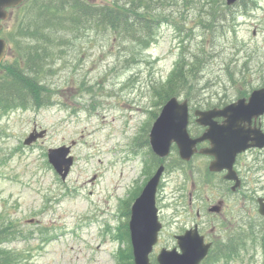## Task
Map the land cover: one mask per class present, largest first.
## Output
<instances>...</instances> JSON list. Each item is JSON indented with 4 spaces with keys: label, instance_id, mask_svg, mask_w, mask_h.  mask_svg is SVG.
<instances>
[{
    "label": "rangeland",
    "instance_id": "rangeland-1",
    "mask_svg": "<svg viewBox=\"0 0 264 264\" xmlns=\"http://www.w3.org/2000/svg\"><path fill=\"white\" fill-rule=\"evenodd\" d=\"M83 1L95 6L112 2ZM243 1L229 16L215 0H167L159 6L168 15L161 19L168 21L137 49L122 45L116 32L81 31L72 47L80 50L79 61L65 50L58 61L61 71L46 80L53 90L51 105L3 117L0 214L23 232L10 248L25 250L24 264L130 263L126 212L156 167L142 138H148L161 108L156 87L166 82L183 55L189 58L198 47L206 52L205 67L192 75L191 89L179 94L191 116L195 109L223 107L264 87V0ZM211 10L218 15L210 30ZM18 19L13 8L4 28L12 29ZM8 52L4 60L12 58ZM191 121L194 131V117ZM34 130L45 134L24 145ZM72 142L74 164L61 181L47 151ZM209 162L194 156L182 163L174 150L166 159L156 197L163 229L150 255L153 264L161 248L174 247V236L192 226L199 207L217 206L220 200L219 245L236 248L229 256L228 248L214 254L209 264H264V221L258 204L256 209V198L264 195V149L237 157L235 168L246 184L235 193L220 176L208 174ZM206 217L208 226L202 230L207 234L214 218Z\"/></svg>",
    "mask_w": 264,
    "mask_h": 264
},
{
    "label": "trees",
    "instance_id": "trees-1",
    "mask_svg": "<svg viewBox=\"0 0 264 264\" xmlns=\"http://www.w3.org/2000/svg\"><path fill=\"white\" fill-rule=\"evenodd\" d=\"M165 2L167 0H112L111 5L95 6L83 0H26L20 4L15 8L19 12L17 25L12 29L3 26L0 34L10 46L8 55L12 57L0 64V122L14 110H40L51 105L53 90L46 80L61 71L63 64L59 63L65 50L75 53L73 58L79 61L76 53L80 50L76 52L72 47L81 31L116 32V38L124 41L122 45L142 48L156 37L157 26L168 21L161 19L168 18L164 8L159 6ZM223 2L215 0L217 4ZM226 10L232 16L231 8L226 7ZM209 15L212 16L207 26L211 30L218 13L211 10ZM205 56L206 52L198 47L189 58L181 57L166 82L156 87L159 104L191 89L192 75L203 71ZM17 227L14 220L0 214V264H24L25 250L10 248L11 243L23 236ZM128 256L130 263L127 264H133L131 249ZM122 259L124 262V256Z\"/></svg>",
    "mask_w": 264,
    "mask_h": 264
},
{
    "label": "water",
    "instance_id": "water-1",
    "mask_svg": "<svg viewBox=\"0 0 264 264\" xmlns=\"http://www.w3.org/2000/svg\"><path fill=\"white\" fill-rule=\"evenodd\" d=\"M25 0H0V21L8 17V8H14ZM238 0H226L228 5ZM1 30V24H0ZM7 51V43L0 38V62ZM264 113V88L252 92L248 103L239 100L237 103L225 107L223 110L196 112L199 116L197 122L207 129L202 137L190 139L187 133L188 113L187 102L179 103L176 98H171L162 108L159 117L154 122L149 138L153 152L163 158L169 153L172 143H176L179 155L183 160H189L195 152L198 142L208 140L211 148L203 150L210 154L214 160L210 163V171L227 170L225 176L229 180H237L233 171V163L237 154L251 147H264V141L258 136L250 137L243 124L250 123L253 117ZM224 117L222 124L213 121L215 117ZM45 131L35 134V130L24 141L30 145L38 138H42ZM252 141L249 144V141ZM70 147L48 150V160L62 180H65L73 164V157L68 156ZM164 171L161 165L150 178L140 195L131 206L129 232L132 246L134 264H151L149 255L157 243L158 233L162 228L158 220V209L155 196L160 177ZM239 181H237V186ZM259 212L264 215V206ZM177 248L171 250L161 249L156 257L157 264H200L206 257L209 244L197 232L196 227L187 230L184 234L176 236Z\"/></svg>",
    "mask_w": 264,
    "mask_h": 264
},
{
    "label": "flooded vegetation",
    "instance_id": "flooded-vegetation-1",
    "mask_svg": "<svg viewBox=\"0 0 264 264\" xmlns=\"http://www.w3.org/2000/svg\"><path fill=\"white\" fill-rule=\"evenodd\" d=\"M207 111L208 109H197V110H194V111ZM194 112L192 113V116H190L189 118V134L192 138H197L199 136H201L203 134V132L205 131V128L200 126L197 122H196V117L194 118V121L196 123V130H192V121H191V118L193 119L194 117ZM217 123H221L222 122V119L220 118H216L215 119ZM244 128L246 131L248 132H255L257 129L264 134V114L262 116H259L257 118H253L251 120L250 123H245L244 124ZM197 131V132H196ZM209 146V143L208 141H205V142H202V143H199L197 145V149H198V152H197V155L196 156H200V157H203V158H207V159H210V161H212V157H209L207 155H204L201 153L202 149L204 148H207ZM257 148H255L254 150H256ZM264 149V148H263ZM249 150H252V149H249ZM261 150V149H260ZM248 151V150H247ZM246 151V152H247ZM245 153V152H244ZM241 155V154H240ZM239 156V155H238ZM237 156V157H238ZM237 160V158H236ZM236 160H235V163H234V171L236 172V177L238 180H235L234 181H231V180H228L225 178L226 176V172L224 171H221V172H208V174H213L215 176H220L222 178V181L224 182V184L227 185V188L230 189V192L233 191L232 193H235L237 192L238 189L241 188V186L245 183L246 184V181L244 180V178L242 177V172L240 170H236ZM248 180V178H247ZM237 181H240V185L238 187V189H233V186H237ZM261 197H258L256 198V209H257V203L259 206H264V195L261 193ZM259 198H262L261 200V204H259ZM193 203L191 201V198L189 200V206H191ZM207 203L203 204L201 207H199L197 210H196V217H195V222L192 224V227L194 226H197V230L199 232V234L203 235V237L205 238V242L206 243H211V249L215 248L216 245H218L220 243V238L222 237L223 235V232L221 231H217V226H218V223H221L222 221L221 220H217V216L221 214V211H222V208H223V202L220 200L217 202V205L219 206L218 207V210H216L215 213H211L210 211V208L211 206H209L208 208L205 207ZM201 210H202V215H201ZM257 212H258V209H257ZM203 216V217H202ZM206 216H209L210 218H214L212 219V225H211V229L208 230V233H204L202 228L206 226H208V224L206 223V220H207V217ZM205 217V218H204ZM204 219V223H202ZM214 221L217 222V225H214ZM220 237V238H219Z\"/></svg>",
    "mask_w": 264,
    "mask_h": 264
}]
</instances>
